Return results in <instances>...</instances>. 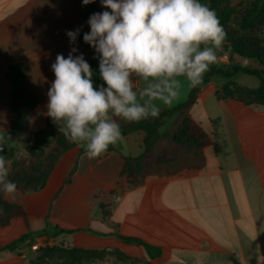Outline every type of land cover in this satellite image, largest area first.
<instances>
[{
	"label": "crops",
	"instance_id": "crops-1",
	"mask_svg": "<svg viewBox=\"0 0 264 264\" xmlns=\"http://www.w3.org/2000/svg\"><path fill=\"white\" fill-rule=\"evenodd\" d=\"M81 2L0 0V144L7 134H15L9 143L12 155L1 156L7 162V179L17 186H32L52 165L41 189L17 188L15 199L0 191V198L26 212V217L0 226V264H27L33 255L28 240L45 238L80 249H117L132 264H264V94L247 98L223 90L227 84H233L230 89H257L258 78V85L248 87L235 82L244 73L231 78L216 75L201 87L189 114L209 134L212 146L202 151L200 161H194L197 167L170 175L152 172L125 188L123 158L137 157L144 148L145 133L137 132L121 133L122 139L98 158L88 159L85 149L77 146L54 164L52 157L58 150L52 149V142L38 169L32 168L31 148L39 136L50 134L47 92L55 79L51 65L57 54L67 58L75 46L78 51L73 55L83 54L86 61L98 55L83 40L90 26L81 17ZM230 4L237 9L228 25L232 30L252 0H230ZM99 5L101 12L111 11L100 0ZM77 28L76 44L70 45L66 31ZM257 37L263 36L258 32ZM234 59L236 64L263 70L253 60ZM17 64L25 67L27 89L39 97L37 107L23 108L18 115L10 110L7 79L9 68ZM136 83L138 87L142 82L136 79ZM189 92L183 88L171 108L183 103ZM171 108L161 105V111ZM113 118L125 126L134 123ZM107 210L110 213L105 214ZM67 231L73 233H61ZM123 237L142 240L162 254L152 260L142 246Z\"/></svg>",
	"mask_w": 264,
	"mask_h": 264
},
{
	"label": "clouds",
	"instance_id": "clouds-1",
	"mask_svg": "<svg viewBox=\"0 0 264 264\" xmlns=\"http://www.w3.org/2000/svg\"><path fill=\"white\" fill-rule=\"evenodd\" d=\"M100 2L111 11L89 17L83 40L98 54L103 83L94 85L93 69L83 54L73 55L78 48L72 46L67 58L57 54L51 65L55 79L46 105L58 132L84 148L88 159L122 139L113 117L130 122L158 117L161 105L171 108L183 88L202 85L227 35L216 12L200 0ZM79 34L80 28L66 31L70 45ZM134 78L142 82L135 88ZM6 163L0 157V191L15 199L17 184L7 179Z\"/></svg>",
	"mask_w": 264,
	"mask_h": 264
},
{
	"label": "trees",
	"instance_id": "trees-1",
	"mask_svg": "<svg viewBox=\"0 0 264 264\" xmlns=\"http://www.w3.org/2000/svg\"><path fill=\"white\" fill-rule=\"evenodd\" d=\"M200 2L206 4L210 9L216 12L222 27L225 29L227 35L222 49L229 52L233 58L235 56H240L259 63V65L263 67V70L253 69L251 67L242 66L240 64H234L231 68H224L219 66L217 63H214L209 66V70L204 74V83L194 89H191L187 99L183 103L171 109H165L161 111L160 115L155 118L149 117L146 120L134 122L129 126H125L119 123L120 130L123 136L131 135L137 132L145 133L143 152L137 157L125 156L123 158L124 167L122 170V175L131 170L139 171L150 166L157 167L166 164L167 162L165 160V155L169 148L189 149L194 153V156L198 159V161L201 160L202 151L205 148L212 146L211 137L203 129L201 124L191 117L189 112L193 105L196 103L201 87L207 85L214 76L220 75L223 77L231 78L237 73H244L249 76H254L260 81V85L257 89H230L231 85L233 84H227L224 86L223 90L227 95L231 92L237 93L239 95H244L247 98H253L255 96L260 97L262 94H264V0H252V5L250 9L246 11L244 17L242 14L243 19L240 21L239 31H233L228 27L232 16L237 11L235 7L231 6L230 0H200ZM97 12H101L99 0H95V2L86 6L82 5L81 2L80 13L83 21H88L89 17L93 13ZM260 26H262L263 28V31L260 32L263 36L262 39L257 37L258 32L255 33L256 28ZM237 32H240V34H238ZM251 32L252 34H254V36L246 35ZM87 62L93 69L94 85H101L103 81L99 77V59L93 58ZM25 73V67L20 64L11 66L7 72V79L11 84L10 110L12 113L17 115L23 108L33 109L39 104V97L37 96V94L28 90L25 85ZM173 118L175 125L173 130L161 131L166 123ZM14 126H18V122L13 125V128ZM47 130L50 131V134L47 136H39L35 146L30 150L31 165L35 170L38 169L39 165L41 164L45 150L48 149L52 143V140L50 142L48 141V136H50L51 138L57 137V141L58 137L62 136V133L58 132L57 126L52 122V119L50 117H48L47 119ZM164 141L166 144L165 146H162V142ZM77 146L79 145L69 141L63 143L57 151L58 154L52 157L53 164L63 153ZM214 149L215 153L218 154L220 151L219 148L217 146H214ZM51 167L47 174H45L38 183L32 186L23 184L17 186V188L23 191H35L41 189L42 187H44L48 179ZM193 167L197 166L194 165ZM198 167H200V165ZM191 168L192 167H189L188 169ZM135 185L136 184H134L133 186ZM0 210H2L0 212L1 227L9 225L10 221L15 217H26V212L20 205L9 203L2 198H0ZM61 233L71 234L73 233V231ZM25 238L27 237H22L19 241H23ZM122 239L126 242L135 243L142 246L145 249L148 257L152 260L159 258L162 254L160 248L147 244L142 240L125 237H123ZM14 245L15 244H12L8 248L11 249L14 247ZM39 252L45 255H51L53 253H61L62 255L84 253L96 256L98 254L100 255L108 252H114L116 255L124 258V260L131 261L125 256L123 252L117 249L85 250L80 248H72L70 250L64 251L57 248L54 250H52V248H45L40 250ZM43 262L44 256L38 258L37 260H30L27 264H42ZM98 264L100 263L98 262Z\"/></svg>",
	"mask_w": 264,
	"mask_h": 264
},
{
	"label": "rangeland",
	"instance_id": "rangeland-1",
	"mask_svg": "<svg viewBox=\"0 0 264 264\" xmlns=\"http://www.w3.org/2000/svg\"><path fill=\"white\" fill-rule=\"evenodd\" d=\"M241 16H238L235 19V23L233 25L234 29L232 28L233 31L238 29ZM262 31L263 28L262 26H260L256 28L255 33ZM237 33L240 34V32ZM235 82L240 83L242 85H246L248 87H255V85H258L259 83L256 77L249 76L246 74H238L235 78ZM174 126L175 125L173 118L166 123V125L163 127L162 130L171 131L173 130ZM51 140L53 143H55L54 147L52 148L54 151H57L63 143L68 142L63 135L61 137H58V141H57V137L51 138L50 136H48V141L50 142ZM165 144H166L165 141L162 142V146H165ZM165 160L167 163L164 165H160L157 167L150 166L148 168H144L139 171L131 170L123 174L122 178L124 179V181L122 180V183L124 182V187L131 188L134 184H139L144 177L151 174L152 172H161L170 175L182 171L184 169H187L189 167H193L194 161H198V159L194 156V153L191 150L185 148H174V149L169 148L165 155ZM107 213H110V210H107L105 212V214ZM49 248H52V250L57 248L65 251L76 247L70 245L66 241H62V242L57 241V243L52 244L51 247ZM85 250H89V249H85ZM32 252L33 255L31 257V260H37L38 258L44 256V262L42 264H98V262L100 264H104V263L132 264V261H126L124 260V258H121L120 256L116 255L114 252H108L100 255L98 254L97 256L84 254V253L67 254V255L64 254L62 255L61 253H53L51 255H45L43 253H40L39 251L38 252L32 251Z\"/></svg>",
	"mask_w": 264,
	"mask_h": 264
},
{
	"label": "built area",
	"instance_id": "built-area-1",
	"mask_svg": "<svg viewBox=\"0 0 264 264\" xmlns=\"http://www.w3.org/2000/svg\"><path fill=\"white\" fill-rule=\"evenodd\" d=\"M216 63L224 68H231L235 64L234 58L224 49H221L217 53ZM137 87L136 79L134 78V88ZM26 241V240H25ZM29 247L32 251L38 252L42 249L49 248L53 244L51 239H40L37 241L28 240Z\"/></svg>",
	"mask_w": 264,
	"mask_h": 264
},
{
	"label": "water",
	"instance_id": "water-1",
	"mask_svg": "<svg viewBox=\"0 0 264 264\" xmlns=\"http://www.w3.org/2000/svg\"><path fill=\"white\" fill-rule=\"evenodd\" d=\"M15 140V134L9 133L5 136V142L0 144V157L7 154L12 155L13 149L9 147V143Z\"/></svg>",
	"mask_w": 264,
	"mask_h": 264
}]
</instances>
